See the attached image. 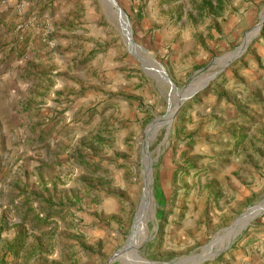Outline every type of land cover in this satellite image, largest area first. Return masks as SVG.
<instances>
[{"label":"rangeland","instance_id":"374dc122","mask_svg":"<svg viewBox=\"0 0 264 264\" xmlns=\"http://www.w3.org/2000/svg\"><path fill=\"white\" fill-rule=\"evenodd\" d=\"M9 1L0 0V264L168 263L264 198V24L170 125L178 95L158 69L176 90L202 82L252 33L264 0H114L136 50L104 0H38L50 9L38 22L26 0ZM60 6L67 30L99 42L59 44ZM34 29L37 43L21 40ZM235 159L243 167L227 172ZM263 218L243 231L242 222L202 264H257L241 244ZM135 226L144 234L132 244Z\"/></svg>","mask_w":264,"mask_h":264},{"label":"water","instance_id":"95a60500","mask_svg":"<svg viewBox=\"0 0 264 264\" xmlns=\"http://www.w3.org/2000/svg\"><path fill=\"white\" fill-rule=\"evenodd\" d=\"M108 3V7L113 10V12L117 15L119 21L121 19L123 20V25L126 26V32L125 35L128 39V44L131 49H137V46L132 43L131 40V32L129 29L128 22L126 20V16L123 14V12L116 6L114 3V0H104ZM121 23V22H120ZM264 24V16H261L259 18V23L255 27V29L252 31L251 34L246 36L245 40L242 42V44L237 47L235 50L232 52H229L219 58H216L213 62L214 66H217L219 64H223V67L218 70L217 72L207 75L205 78H203L202 82H196L192 83L194 78H201L203 74H199L196 77H194L187 85L183 86L181 89H175V87L171 84L169 81L166 73L163 71L162 68L159 69V76L161 80L166 82L167 84L170 85L171 90H175L176 95H178V100L176 101L175 106H169L168 108V114L166 115L167 119V124L170 125L171 120L174 117V114L178 110V106L181 101L190 99L194 97L196 94L204 90L206 87L210 85V83L221 73L223 72L230 64H232L235 60H237L239 57H241L244 52L246 51V48L248 45L251 43V41L258 36L259 31L262 29ZM122 26V24H121ZM201 76V77H200ZM174 92V91H173ZM158 123H156L155 127L157 126ZM154 130V127L152 128L151 131ZM166 138V136H165ZM264 214V198L256 203L254 206L249 207L247 211L240 216H238L234 222L229 226L228 228H225L221 234L216 235L214 238H212L206 245H204L199 252H194L189 255L173 259L168 263H156V264H202L205 261L208 260H213L217 256H219L222 252L226 251L235 241V239L231 242L230 245H228L226 248L218 251L216 250L223 241L227 240L235 231L237 228H239V225L247 219L246 226L242 229L245 230L247 226L257 219L258 217L262 216ZM240 232V234L242 233ZM239 234V235H240ZM238 235V236H239ZM124 248H122L119 252H121ZM117 252V253H119ZM117 253L113 256L112 259H114L117 256Z\"/></svg>","mask_w":264,"mask_h":264},{"label":"crops","instance_id":"0c3cea01","mask_svg":"<svg viewBox=\"0 0 264 264\" xmlns=\"http://www.w3.org/2000/svg\"><path fill=\"white\" fill-rule=\"evenodd\" d=\"M27 3H26V8L30 13V16H31V21H34V22H38L40 21V18L42 17H45V14L48 15L47 13L50 11V9L48 10H42L41 7H43L41 4V1H38V0H26ZM29 1H31L29 3ZM49 1H52V0H49ZM66 1H70V0H56L57 4H62V5H66L64 3H66ZM43 2H46L45 0H43ZM10 4H15L17 3V0H11L9 1ZM51 5V4H49ZM57 5H55L56 7ZM54 7V5L52 6ZM60 10L59 11H54V22H55V26L57 29H60L57 31V35L58 37L60 38V40H57L58 43L62 44V46L66 47L67 45L68 46H73L76 44V38L79 36V37H83V38H86L87 36L88 37H92L91 38V42L92 43H97L99 42L98 38V34L94 35V32H90L87 34V36H83L85 35L83 31H79V30H67L68 28L66 27V23L69 22V18L68 20L64 23L65 21V18L66 16H64V11L63 9H66L67 11H69L67 8H69L68 6H60ZM44 12V13H43ZM38 28V27H37ZM35 30V29H34ZM100 31H103V30H100ZM30 32H28V34L25 35V37L21 38V40H24V41H27V43L29 44H33V43H37L38 42V39H39V35H38V31L35 30L34 33H31L29 35ZM62 37V38H61ZM103 106V104H102ZM98 118H96V121H97ZM242 163L239 164L238 162V159H235L234 162L230 163V166L227 170V172L229 171L230 173H235L239 168H242ZM237 191L239 192H243L242 193V196L245 192L244 190V187H242L241 185H236L235 186ZM254 189V188H253ZM243 196V197H244ZM238 200L237 198L234 199L233 201V208L235 209L236 208V204L238 205ZM248 232H260L256 238L254 237L255 235L253 233H251L249 236H247L244 240V242L241 244V247H245V246H250V245H253V253L256 257V260H257V264H263L264 263V218L262 220H260L259 222H257V224H255L252 228L249 229ZM256 239V242H253V240ZM245 262L247 261V257L244 258ZM238 264V263H237Z\"/></svg>","mask_w":264,"mask_h":264},{"label":"bare ground","instance_id":"6f19581e","mask_svg":"<svg viewBox=\"0 0 264 264\" xmlns=\"http://www.w3.org/2000/svg\"><path fill=\"white\" fill-rule=\"evenodd\" d=\"M121 21H122V19H121ZM163 123V122H162ZM166 123V122H165ZM157 125H162V124H157ZM147 185V184H146ZM149 187V186H148ZM148 191V189H146V192ZM147 198V197H146ZM146 198H144V199H146ZM146 202H147V200L145 201V200H143V205H146ZM142 221L144 222V224H145V219H142ZM245 221V222H244ZM243 222H244V224H243V226H245L246 225V220H244ZM140 222V221H139ZM138 222V223H139ZM142 223V222H141ZM136 226H137V224H136ZM134 227V229H133V231L131 232V243L132 244H135V243H137V241H139L138 240V238L140 237V235L141 236H143L142 234H144V232H138V231H140V229H141V227ZM140 239V238H139ZM234 240V238H230V239H228L227 241H225V245L223 246V247H221V248H217L216 250H218V251H220V250H222V249H224V248H226L228 245H230L231 244V242ZM118 255H120V256H125L126 254H125V250L123 249L122 250V252L121 253H117V256Z\"/></svg>","mask_w":264,"mask_h":264},{"label":"trees","instance_id":"16d2710c","mask_svg":"<svg viewBox=\"0 0 264 264\" xmlns=\"http://www.w3.org/2000/svg\"><path fill=\"white\" fill-rule=\"evenodd\" d=\"M217 3H222V0H217Z\"/></svg>","mask_w":264,"mask_h":264}]
</instances>
